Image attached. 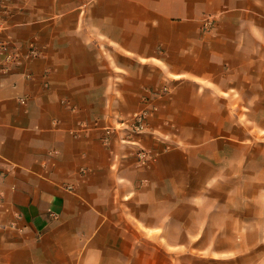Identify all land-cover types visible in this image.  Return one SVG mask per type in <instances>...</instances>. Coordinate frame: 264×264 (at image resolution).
Masks as SVG:
<instances>
[{"label":"crops","instance_id":"crops-1","mask_svg":"<svg viewBox=\"0 0 264 264\" xmlns=\"http://www.w3.org/2000/svg\"><path fill=\"white\" fill-rule=\"evenodd\" d=\"M0 264H264V0H0Z\"/></svg>","mask_w":264,"mask_h":264},{"label":"built area","instance_id":"built-area-1","mask_svg":"<svg viewBox=\"0 0 264 264\" xmlns=\"http://www.w3.org/2000/svg\"><path fill=\"white\" fill-rule=\"evenodd\" d=\"M141 119L142 117H137L136 120L133 121V123H123L121 126L122 130H128L130 132H138L140 130V126H141Z\"/></svg>","mask_w":264,"mask_h":264},{"label":"rangeland","instance_id":"rangeland-1","mask_svg":"<svg viewBox=\"0 0 264 264\" xmlns=\"http://www.w3.org/2000/svg\"><path fill=\"white\" fill-rule=\"evenodd\" d=\"M139 117H142V118H144V115H142V116H139Z\"/></svg>","mask_w":264,"mask_h":264}]
</instances>
